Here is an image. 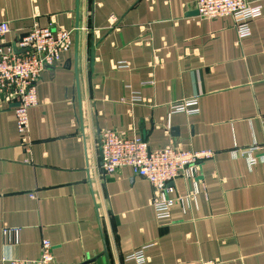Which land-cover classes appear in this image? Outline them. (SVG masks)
<instances>
[{
    "label": "crops",
    "instance_id": "1",
    "mask_svg": "<svg viewBox=\"0 0 264 264\" xmlns=\"http://www.w3.org/2000/svg\"><path fill=\"white\" fill-rule=\"evenodd\" d=\"M197 1L0 0L8 43L33 27L73 33L38 82L30 146L0 98V264L37 260L43 240L52 264H134L142 249L147 264H264V0H248L263 11L243 40L232 18L198 20ZM193 99L197 115L172 114ZM105 131L213 152L197 202L159 219L148 181L101 171ZM254 146L251 167L241 152Z\"/></svg>",
    "mask_w": 264,
    "mask_h": 264
},
{
    "label": "built area",
    "instance_id": "2",
    "mask_svg": "<svg viewBox=\"0 0 264 264\" xmlns=\"http://www.w3.org/2000/svg\"><path fill=\"white\" fill-rule=\"evenodd\" d=\"M261 6H253L248 0H198L196 18L214 21L232 18L240 40L251 36L250 22L262 15ZM115 23L116 18H112ZM11 32L8 23L0 24V98L10 105L16 116V127L25 145L30 146L29 112L38 106V82L48 67L61 62L73 47V33L52 27H33L14 44L8 43ZM198 100H187L171 105L172 114L197 115ZM16 106V107H14ZM260 147L243 150L251 167L259 158L255 153ZM101 171L105 176L115 175L119 170L130 168L135 176L145 179L153 188L152 207L159 219L171 217L177 204L183 208L197 202L200 194L198 180L201 165L213 157V152L185 151L174 146L152 150L141 138L130 139L117 132L105 131L101 135ZM183 179L192 184V189L180 194L175 182ZM142 249L126 258L134 264H147ZM53 246L43 240L41 255L37 260L8 258L4 264H52Z\"/></svg>",
    "mask_w": 264,
    "mask_h": 264
},
{
    "label": "water",
    "instance_id": "3",
    "mask_svg": "<svg viewBox=\"0 0 264 264\" xmlns=\"http://www.w3.org/2000/svg\"><path fill=\"white\" fill-rule=\"evenodd\" d=\"M14 107H16V106H14ZM86 264H107V262L105 259L102 258L101 260H99V259L92 260Z\"/></svg>",
    "mask_w": 264,
    "mask_h": 264
}]
</instances>
